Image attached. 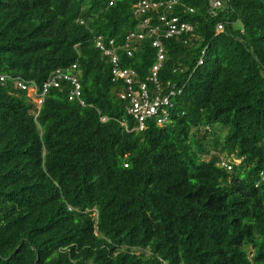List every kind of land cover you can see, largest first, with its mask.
<instances>
[{"label": "trees", "instance_id": "trees-1", "mask_svg": "<svg viewBox=\"0 0 264 264\" xmlns=\"http://www.w3.org/2000/svg\"><path fill=\"white\" fill-rule=\"evenodd\" d=\"M141 1H177L194 31L163 38L159 81L182 93L139 131L95 41L161 24ZM214 1L0 0V264H264V0ZM152 42L118 51L139 82ZM57 70L84 105L69 82L40 108L14 86Z\"/></svg>", "mask_w": 264, "mask_h": 264}, {"label": "built area", "instance_id": "built-area-1", "mask_svg": "<svg viewBox=\"0 0 264 264\" xmlns=\"http://www.w3.org/2000/svg\"><path fill=\"white\" fill-rule=\"evenodd\" d=\"M224 4L221 0H215L212 3L213 8H219ZM178 5L177 1L171 2H149L141 1L134 6V14L137 18L142 19L150 12L154 11L159 16L161 24L153 23L152 17L143 18L141 23V31L133 32L126 37L125 43L121 46H116L115 41H109L108 45L101 37L95 41L96 48L99 49L106 57L109 58L113 66L112 75L113 81L124 82V89L119 93L122 100L128 102V114L137 122L135 130L142 131L146 128V123L149 120L156 119L159 125L168 121L170 109L173 108V99L182 93L170 83L164 91L163 86L159 81V73L166 59V49L163 44L164 39L174 37H183L191 34L194 31V26L180 17L173 16V11ZM226 5V4H225ZM163 11L162 13L160 11ZM190 13H194L193 9H188ZM218 30L223 29V24L217 26ZM147 37L152 38V46L157 51V60L151 69L150 77L147 82H139L138 75L135 70L120 67V58L118 51L123 49L128 57L133 56V43L136 41L145 40ZM202 64V61L200 62ZM73 68H76L74 66ZM7 77H0L1 82H6ZM61 82H69L72 86L69 100L78 101L81 105L82 89L78 78L72 76L69 72L57 70L54 72L44 84L42 91H39L38 86L34 82H24L15 80L14 86L16 89L26 91L33 98L37 107L40 108L45 100V97L51 88H59ZM137 85V86H136ZM153 86V89L149 87ZM172 88L170 89V87ZM107 119L102 118L105 122ZM222 166L228 171L232 170L229 163L224 162Z\"/></svg>", "mask_w": 264, "mask_h": 264}, {"label": "rangeland", "instance_id": "rangeland-1", "mask_svg": "<svg viewBox=\"0 0 264 264\" xmlns=\"http://www.w3.org/2000/svg\"><path fill=\"white\" fill-rule=\"evenodd\" d=\"M32 98V97H31Z\"/></svg>", "mask_w": 264, "mask_h": 264}]
</instances>
